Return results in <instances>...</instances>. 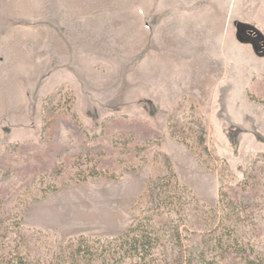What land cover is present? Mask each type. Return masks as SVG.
Instances as JSON below:
<instances>
[{
	"label": "rangeland",
	"instance_id": "374dc122",
	"mask_svg": "<svg viewBox=\"0 0 264 264\" xmlns=\"http://www.w3.org/2000/svg\"><path fill=\"white\" fill-rule=\"evenodd\" d=\"M205 1L0 0V264L107 247L165 155L187 197L146 264L264 259V0Z\"/></svg>",
	"mask_w": 264,
	"mask_h": 264
},
{
	"label": "trees",
	"instance_id": "16d2710c",
	"mask_svg": "<svg viewBox=\"0 0 264 264\" xmlns=\"http://www.w3.org/2000/svg\"><path fill=\"white\" fill-rule=\"evenodd\" d=\"M164 157L167 172L151 180L146 187L147 205L149 207L147 216L135 220L123 235L104 241L103 245L107 244V247H95L90 245L91 241L79 239L71 241L67 245L59 246L49 257L38 255L36 259L34 258V264H119L124 261H131L135 264H146L148 261L155 260L154 251L163 244V240H160L158 233L154 230L153 223L155 218L163 216L171 218L172 215L177 213V208L184 204L182 200L187 197L184 189L178 182L168 156L165 155ZM248 180L243 183V194L246 192L245 187L248 184ZM244 196L246 197L247 193L241 196V198L244 199ZM226 197L221 192L218 207L232 210L234 217L240 220L241 210H238V205L241 203L240 196H237L238 199H235V201L232 198ZM160 220L163 222L162 219ZM177 234H179V231ZM169 237L171 238L169 241L173 243V234H170ZM94 243H101V241L97 240ZM111 245L115 246V248H112ZM237 248H241V252L247 253L246 247L239 246ZM236 252L239 253V251ZM23 254V256L21 255L23 259L31 257L28 251H24ZM206 254L205 250H196L195 262L199 264L203 263ZM245 254L241 255V259L245 264H264L262 257H251L250 254ZM167 262L170 264L169 261ZM9 264L19 263L10 262ZM159 264H167L166 259H161ZM172 264H192V258L191 256L187 257V255L182 254L173 255Z\"/></svg>",
	"mask_w": 264,
	"mask_h": 264
},
{
	"label": "crops",
	"instance_id": "0c3cea01",
	"mask_svg": "<svg viewBox=\"0 0 264 264\" xmlns=\"http://www.w3.org/2000/svg\"><path fill=\"white\" fill-rule=\"evenodd\" d=\"M196 1V0H195ZM201 1H204V3H206V1L205 0H201ZM204 3L202 4V5H204ZM217 6H219L220 7V3H217ZM196 7V6H195Z\"/></svg>",
	"mask_w": 264,
	"mask_h": 264
}]
</instances>
